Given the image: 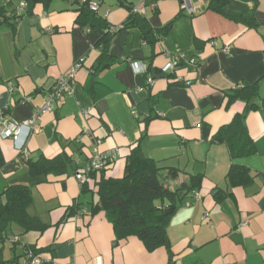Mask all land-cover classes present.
<instances>
[{"label": "crops", "instance_id": "obj_1", "mask_svg": "<svg viewBox=\"0 0 264 264\" xmlns=\"http://www.w3.org/2000/svg\"><path fill=\"white\" fill-rule=\"evenodd\" d=\"M82 1L51 0L25 14L23 0H0V19L14 23L0 24V121L32 118L57 77L84 57L71 93L39 114L35 132L23 127L17 142L0 137V193L8 185H31L28 212L48 225L26 233L13 227L0 239V264H30L23 243L44 248V264H264V0L250 4L254 27L207 9L210 0H189L191 14L180 0H125L144 8L151 27H170L154 43H145L137 27L121 28L108 40L107 57L101 56L100 30L76 20ZM90 2L109 26L129 16L119 0ZM18 11L20 17L12 18ZM173 56L182 57L181 63L163 73ZM108 57L111 65L98 66ZM254 84L255 107L244 124L255 151L231 158L227 146L211 138L246 106V95L228 100L229 94ZM136 144L159 164L181 170L167 181L170 187L189 174L203 175L199 190L177 203L167 224L170 252L164 246L148 251L136 236L116 239L105 212L91 214L101 173L89 175L83 187L70 164L65 174L37 182L19 153L23 145L31 159L64 151L79 169L93 150L114 151L103 176L120 177ZM232 164L247 167L252 180L231 186L226 174ZM15 235L18 241L11 242Z\"/></svg>", "mask_w": 264, "mask_h": 264}, {"label": "trees", "instance_id": "obj_2", "mask_svg": "<svg viewBox=\"0 0 264 264\" xmlns=\"http://www.w3.org/2000/svg\"><path fill=\"white\" fill-rule=\"evenodd\" d=\"M51 0H23L26 3L25 14H30L37 4L46 6ZM255 0H210L206 6L207 9L218 12L224 17L248 27H254L256 20L253 15V4ZM90 0L80 2L77 9V22L80 25L89 24V28L100 30L103 38L101 56H109L107 43L109 38L116 31L111 28L118 27H137L141 31L142 39L145 43H154L164 36L170 24L162 28H153L149 25L142 13H136L125 0H119V4L124 5L129 10V16L121 25L109 26L104 19L96 15V10L89 7ZM23 8V7H22ZM20 11L16 12L12 18H19ZM10 23V18L0 19V24ZM198 43V42H196ZM182 58L178 59V66ZM114 62L111 57L99 62L98 66L107 67ZM197 62L195 61V64ZM82 66V65H81ZM177 66V67H178ZM177 69V68H176ZM175 69V70H176ZM171 73V72H170ZM152 78V77H151ZM257 84L235 87L229 94L232 100L239 96L246 95V106L241 112L235 113L230 122L222 125L211 138L212 142L224 143L231 158L246 156L254 153L255 148L252 139L248 136L244 124L245 114L248 110L255 107L251 103L252 97L256 94ZM64 96V95H63ZM96 98V97H95ZM152 118L146 117L145 121ZM144 134H141L143 136ZM29 174L35 177L37 182L44 181L42 176L62 175L67 171V166L72 164L75 170H78L73 159L64 151L53 158H47L43 155L37 159L27 158L22 155ZM110 162L106 167L98 171L88 172L89 175L101 173L96 182L97 201L91 203V214L102 210L105 212L108 220L111 222L116 239L136 236L139 238L148 251H153L158 247L164 246L170 252V244L166 233L167 224L171 216L177 209V203L182 198L192 192L199 190L203 175L200 173L189 174L187 179L182 180L178 185L170 187L167 183L170 179H176L181 172L176 167L161 165L152 158L143 154L139 145L131 148L126 156L123 174L120 177H104L103 172L112 164ZM4 164V159L0 151V168ZM40 177V178H39ZM226 177L232 186L245 185L252 180L249 169L242 165L232 164L227 171ZM88 179L81 185L86 186ZM217 195V192L215 193ZM5 201H0V239L7 237L13 227H18L23 233L29 231H44L48 225L42 223L36 216L28 212L32 202L31 185L13 184L6 186L0 193ZM76 206L70 209H76ZM14 237V236H12ZM11 237V238H12ZM11 239V242H17ZM25 254L28 253L39 256L43 259L42 264L48 262L41 252L44 248L36 249L32 245L23 243ZM29 259V257H28ZM30 262V259H29Z\"/></svg>", "mask_w": 264, "mask_h": 264}, {"label": "built area", "instance_id": "obj_3", "mask_svg": "<svg viewBox=\"0 0 264 264\" xmlns=\"http://www.w3.org/2000/svg\"><path fill=\"white\" fill-rule=\"evenodd\" d=\"M181 2V9L185 10L187 13L191 14L194 12V9L190 6L189 0H180ZM26 3H21V8L25 7ZM89 7L92 10H97L98 5L96 3L90 2ZM136 13H142L144 12L143 7L135 6L132 9ZM118 27L111 28V31H117ZM182 57L180 56H173L169 59V61L161 67V71L163 73H173L175 72V69L177 68L178 59ZM84 60V57L79 58L75 63L68 69L67 72L57 77L55 83L51 87V89L46 93L45 96V104L42 108H39L34 111L33 117L24 120V121H16L13 119H10L8 117H2L0 121V137L2 138H10L11 140L17 142L21 140V134L23 127H28L31 132L36 131V124H37V117L39 114L46 112L52 108L51 102L55 99H59L65 94H69L72 91V82L75 77L76 71L81 67L82 62ZM195 59H190L189 62L191 64H195ZM133 67L137 71H145V65L140 64L138 62L132 63ZM153 82V79L151 77L147 78V83L151 84ZM19 153H21L23 156H26V149L24 148V145L20 147ZM116 153L114 151L110 152H97L96 150H93L87 157L84 165L82 168H79L75 172V178L81 182L84 183L86 181V174L88 172L92 171H98L102 168L106 167V165L110 162H113L115 160ZM11 239H16V237H12ZM28 257L30 259V264H42L43 259L39 256L32 255L31 252L28 253ZM228 264V263H226Z\"/></svg>", "mask_w": 264, "mask_h": 264}]
</instances>
